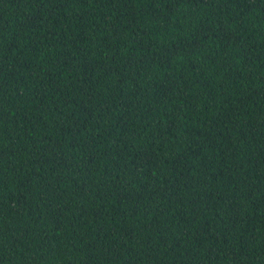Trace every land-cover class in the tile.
I'll return each instance as SVG.
<instances>
[{
  "label": "trees",
  "instance_id": "trees-1",
  "mask_svg": "<svg viewBox=\"0 0 264 264\" xmlns=\"http://www.w3.org/2000/svg\"><path fill=\"white\" fill-rule=\"evenodd\" d=\"M0 264H264V0H0Z\"/></svg>",
  "mask_w": 264,
  "mask_h": 264
}]
</instances>
